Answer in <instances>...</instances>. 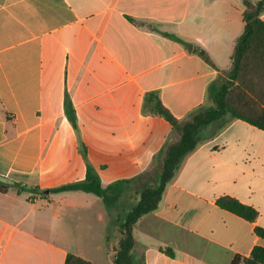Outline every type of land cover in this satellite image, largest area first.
Instances as JSON below:
<instances>
[{"label":"crops","instance_id":"0c3cea01","mask_svg":"<svg viewBox=\"0 0 264 264\" xmlns=\"http://www.w3.org/2000/svg\"><path fill=\"white\" fill-rule=\"evenodd\" d=\"M244 11L243 0H0V180L27 187L0 192V264H65L68 254L114 264L115 212L94 194L50 190L85 179L79 138L103 187L147 171L179 135L143 113L146 95L179 120L214 106L210 86L231 67ZM222 197L253 207L257 219L222 209ZM257 227L264 131L241 120L208 125L158 208L134 225L135 261L231 264L264 247Z\"/></svg>","mask_w":264,"mask_h":264},{"label":"trees","instance_id":"16d2710c","mask_svg":"<svg viewBox=\"0 0 264 264\" xmlns=\"http://www.w3.org/2000/svg\"><path fill=\"white\" fill-rule=\"evenodd\" d=\"M243 3L245 27L236 42L231 67L221 71L218 81L210 86L214 106L199 109L186 119L179 120L163 105L157 94L146 95L143 113L164 118L179 135L178 139L169 137L147 171L134 178L120 179L103 187L97 170L88 159L87 147L79 138V151L86 163L85 179L50 190V193L82 191L94 194L102 199L109 213L115 212L113 217L119 225L120 239L114 249V264H136L134 225L143 216L158 208L167 185L175 177L183 159L193 152L202 140V131L206 126L227 122L230 117L229 120H241L264 131V20L261 17L264 12V0H243ZM194 52L215 67L206 51L196 48ZM64 109L67 119L79 136L77 114L68 94L65 95ZM21 186L0 180L1 193L9 192L13 187H19V192L27 190V187ZM28 190L38 189L36 187ZM121 201L123 204L119 206ZM125 201H129L126 206ZM217 204L250 222H254L258 217L253 207L231 197H222L218 199ZM255 231L264 239L263 228L257 227ZM160 250L169 257L175 256L172 248ZM65 264L94 263L68 254ZM231 264H264V247L256 246L248 257L235 256Z\"/></svg>","mask_w":264,"mask_h":264},{"label":"rangeland","instance_id":"374dc122","mask_svg":"<svg viewBox=\"0 0 264 264\" xmlns=\"http://www.w3.org/2000/svg\"><path fill=\"white\" fill-rule=\"evenodd\" d=\"M230 119V117H228V120ZM50 162H48V165H49ZM14 184V183H13Z\"/></svg>","mask_w":264,"mask_h":264},{"label":"water","instance_id":"95a60500","mask_svg":"<svg viewBox=\"0 0 264 264\" xmlns=\"http://www.w3.org/2000/svg\"><path fill=\"white\" fill-rule=\"evenodd\" d=\"M48 192V191H47Z\"/></svg>","mask_w":264,"mask_h":264}]
</instances>
